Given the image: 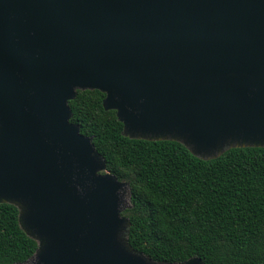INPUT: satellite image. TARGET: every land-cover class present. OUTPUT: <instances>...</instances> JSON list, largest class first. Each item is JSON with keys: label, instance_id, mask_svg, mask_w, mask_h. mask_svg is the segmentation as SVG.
Masks as SVG:
<instances>
[{"label": "water", "instance_id": "1", "mask_svg": "<svg viewBox=\"0 0 264 264\" xmlns=\"http://www.w3.org/2000/svg\"><path fill=\"white\" fill-rule=\"evenodd\" d=\"M85 90L132 139L264 147V0H0V203L38 243L17 264H206L130 244V183L72 121Z\"/></svg>", "mask_w": 264, "mask_h": 264}, {"label": "trees", "instance_id": "2", "mask_svg": "<svg viewBox=\"0 0 264 264\" xmlns=\"http://www.w3.org/2000/svg\"><path fill=\"white\" fill-rule=\"evenodd\" d=\"M106 94L79 91L72 121L93 136L108 170L130 183V244L152 259L264 264V147L233 148L203 160L173 140L132 139ZM38 248L19 209L0 203V264L26 262Z\"/></svg>", "mask_w": 264, "mask_h": 264}]
</instances>
